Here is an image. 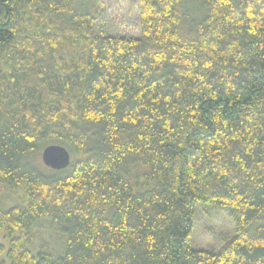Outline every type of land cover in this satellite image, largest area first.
I'll use <instances>...</instances> for the list:
<instances>
[{"label": "trees", "instance_id": "obj_1", "mask_svg": "<svg viewBox=\"0 0 264 264\" xmlns=\"http://www.w3.org/2000/svg\"><path fill=\"white\" fill-rule=\"evenodd\" d=\"M139 6L125 37L98 33L92 4L0 0L11 264H264V0ZM54 144L68 167L34 160ZM199 203L236 213L217 251L192 246ZM44 218L61 248H32Z\"/></svg>", "mask_w": 264, "mask_h": 264}, {"label": "rangeland", "instance_id": "obj_2", "mask_svg": "<svg viewBox=\"0 0 264 264\" xmlns=\"http://www.w3.org/2000/svg\"><path fill=\"white\" fill-rule=\"evenodd\" d=\"M91 4L101 12V17L96 24L98 33L125 37L141 36L139 0H78V7L82 10H86ZM34 160L41 165H46L42 159V152L34 156ZM19 202L21 200L17 196L4 194L0 198V208L6 209ZM235 228L234 210L227 207L216 209L212 205L199 203L196 207L192 246L195 249L217 251L234 236ZM33 231L35 236L32 248L34 245L39 247L45 240L58 248L62 247L63 232L60 228L52 226L48 218L40 220ZM0 244L6 247L9 245V240L3 232H0ZM4 259L6 264H11L5 253L0 256V260Z\"/></svg>", "mask_w": 264, "mask_h": 264}, {"label": "water", "instance_id": "obj_3", "mask_svg": "<svg viewBox=\"0 0 264 264\" xmlns=\"http://www.w3.org/2000/svg\"><path fill=\"white\" fill-rule=\"evenodd\" d=\"M42 159L47 166L60 170L70 165L71 154L66 147L54 144L43 150Z\"/></svg>", "mask_w": 264, "mask_h": 264}]
</instances>
